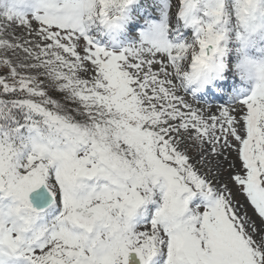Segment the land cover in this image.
<instances>
[{"label": "snow or ice", "instance_id": "1", "mask_svg": "<svg viewBox=\"0 0 264 264\" xmlns=\"http://www.w3.org/2000/svg\"><path fill=\"white\" fill-rule=\"evenodd\" d=\"M0 264H264V0H0Z\"/></svg>", "mask_w": 264, "mask_h": 264}]
</instances>
